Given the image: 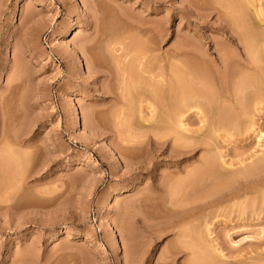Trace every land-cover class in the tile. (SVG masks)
<instances>
[{
	"label": "rangeland",
	"instance_id": "1",
	"mask_svg": "<svg viewBox=\"0 0 264 264\" xmlns=\"http://www.w3.org/2000/svg\"><path fill=\"white\" fill-rule=\"evenodd\" d=\"M254 1L264 10V0ZM214 3L0 0V264H211L214 257L222 264H264L263 192L226 198L264 179V171L247 174L264 158V89L226 101L235 115L212 125L215 132L205 114L187 111V152L175 157L148 145L150 137L171 138L169 149L176 145L163 137L166 108L156 103L154 114L140 113L156 117L159 126L150 125L127 113L138 98L134 90L127 105L121 97L116 56L124 60L131 45L149 40L154 55L197 48L221 71L213 61L219 48L240 55L243 46L228 40L224 9ZM206 139L213 148L198 144ZM206 159L203 177H188ZM181 178L185 185L176 189ZM220 180L231 183L216 192ZM198 205L206 208H196L190 227L182 228L202 229V249L213 258L192 254L173 224L178 209Z\"/></svg>",
	"mask_w": 264,
	"mask_h": 264
},
{
	"label": "bare ground",
	"instance_id": "2",
	"mask_svg": "<svg viewBox=\"0 0 264 264\" xmlns=\"http://www.w3.org/2000/svg\"><path fill=\"white\" fill-rule=\"evenodd\" d=\"M214 1L215 0H213V3H214ZM215 3L220 4V5H218L219 10L224 9V10L220 11V13H223L224 17L226 16L225 17L226 19L223 18V20L225 22L222 26V29L223 30L225 29L224 31L227 34H229V33L231 34L230 37L228 36V40H230L231 42H238L243 46V50H242V52L240 51V55H238V56H236L235 54H231L225 48H219L218 49V53H219L218 55L219 56L217 58H215L214 60L213 59L212 60L215 61V63L222 65V67L224 68L222 71L220 70L221 68L219 69L218 66H217L218 68L213 67L216 65L215 64L213 65L211 60L210 61H211L213 66L209 65V64H211L210 62H209V64L206 62L209 60V59H206V57H205L206 54L203 55V52H199V50H195L197 48L194 49L190 46L188 48L185 47L184 50L181 49V50H183L182 52L179 50L180 53H176L174 55H171V54H167V55H165V54L157 55L156 54V55H154L153 51L155 50V48L153 50V49H151V47H153V46H151V47L147 46L149 44L147 41H149V40L146 41L147 45H146V42H144L148 48L143 46L144 43L143 44L137 43L136 46L131 45L133 49L135 48L134 49L135 51H133V53H131L132 48H131V50L128 49V50H130L129 52H127V50H126L127 53L124 55L125 56L124 60L121 59L120 55L116 56V60L119 62L118 64H120L119 67L121 69V77L118 76L119 78L122 79L121 80L122 83L120 84L121 85V87H120L121 88V90H120L121 91V97L125 101H127V97H128V99H130L129 96L131 97V95H132L131 90L132 91L134 90L135 95L138 96V98L135 97V99H136V101L137 100L139 101V106H138V103H137V106L133 105L134 102H136L135 99H134L133 104L131 103L132 102V99H131V102H130L131 104L129 103V105H127L128 101L125 102L123 99H122L123 101L121 100L123 102V104L125 103V105L128 106L127 107V110H128L127 113L129 115V117L135 118V116H137V115H140V117H141L140 113L144 114L145 113L144 111H146V110H147L146 112H148V110H150L151 111L150 113L154 114L158 108L156 106V103H158L157 105H161L162 109L166 108V111L164 110L165 114L163 116V122L161 124H164L165 126L163 125V127L167 128L165 130V132L167 131V134L163 135V137L164 136H167V137L171 136L173 143L176 145L175 146L171 145L172 147L169 149V143L168 142L171 139L170 137H168V138H170L169 140L163 139L162 141H164V142H159L158 139H154L153 137H150L148 140V141H150V142H148V145L151 144L152 147L154 145V147H157L156 149H159V147H160V149H162L161 153H163V154L165 152H167L168 150H170L169 154L172 157L181 156V155L186 154V152H187L186 150L184 151V149H182L189 142L187 140L189 138L185 134L189 129V128L187 129L188 123L187 122L185 123L184 119H183V116L187 111L196 108L199 110L200 113L205 114L204 117L206 118V120H208V119L210 120V128L209 129L211 130L212 125H220V124L222 125V123H224L223 120H227L229 118H232V116L235 115L234 114L235 112L233 113L234 109L231 108L232 106L229 107V104L226 103L228 106L225 104L226 101H230V100L232 101L233 99H237V100L239 99L240 100L241 97L244 98V96L247 95L248 90H250V92H254L253 89H256V90L264 89V10H263L262 6L257 5V3L254 0H216ZM214 6H216V5H214ZM193 8H194V6H193ZM161 31L159 29L156 32L158 33V35H159L158 37L160 38L158 40H161V42H163L165 40L166 35L164 33H162ZM163 31H164V29H163ZM144 38H146V37H144ZM144 40H146V39H144ZM138 41L142 42L143 40L141 39V41L140 40H138ZM134 42L136 43L137 40L136 41L134 40ZM218 43H219V40H218ZM122 44H124V43H122ZM132 44H134V43H132ZM131 46H129V47H131ZM143 47H145V48H143ZM125 48H124V51H125ZM178 49H180V48L178 47ZM189 56H193V57L190 58ZM204 60H206V61H204ZM162 61L166 62V64H167L166 67L170 66V68H169L170 72L169 73L167 71H165L166 67H164L165 70H164V68L162 69V66L160 65V62L162 63ZM165 62H163V65L165 64ZM203 62H205L207 64L205 65ZM121 63H122V65H121ZM167 70H168V68H167ZM132 88H134V89H132ZM132 96H134V93ZM239 106H240V104H239ZM159 108H160V106H159ZM122 112H123V108H122ZM153 116L154 115H151L149 118L148 117L145 118V116H142L141 118L143 119V121L145 123L148 122L149 124L150 123L155 124L156 123V117L152 118ZM159 119H161V118H159ZM206 120H204V121H206ZM214 120H216L217 123H214ZM132 121H133V119H132ZM130 123H131V121H130ZM132 124H130V125H132ZM132 126H134V125H132ZM156 126H159V125H156ZM223 126H224V124H223ZM225 126H226V124H225ZM215 127H217V126H215ZM157 128H159V127H157ZM213 129H216V128L213 127ZM158 130H156V131H158ZM221 130H222V128H221ZM215 131H212V132H215ZM139 135H140V133H139ZM139 135H137V136H139ZM207 138H208V136H207ZM209 138H212V137H209ZM141 140H143V139H141ZM170 142H171V140H170ZM198 144H202L205 148H210L214 145V144L212 145V143L208 139L202 140V141L198 142ZM260 157H261V155H260ZM5 158H7V157H5ZM256 158H255V161H256ZM9 159H11V158H9ZM209 159H210V157H209ZM210 160L206 159V161L204 162V166L202 168H197L195 170L193 169L194 171L191 170V172H193V173H190L191 175L189 174L190 176H188V177H190V178L191 177H196V178L197 177H203V174L205 173V172L203 173V169H204V167L208 166L207 163H210L212 161V160L211 161ZM253 162H254V160H253ZM223 164L228 165V166H232V165L228 164L227 162H224ZM7 169H9V168H7ZM227 169H228V167H227ZM244 169H246V168H244ZM205 171L208 172L206 170V168H205ZM258 171H264V158L261 160L258 159V161L254 162V165H252L251 169L249 171H247L248 172L247 174L249 176H253L256 173H258ZM235 172H237V171H235ZM244 172H246V170ZM205 175H204V177H205ZM243 176H244V174H243ZM246 178H248V177H246ZM185 179H187V177H185L184 180ZM184 180L181 178L178 181H176V183L178 182V184H179L180 182L183 181V183H181V184H184ZM197 180H198V178H197ZM220 181H222V180H220ZM222 182H224V183L217 186L216 192H220L224 188H227L228 186H230V183H231V182L229 183L228 181H222ZM181 184H179L180 186L177 185L178 187H176V189H179L181 187ZM190 184H192V183H190ZM190 184H189V186H190ZM244 184H243L244 186H241L242 185V183H241V185H239V186H241V188L234 190L235 192L234 193L232 192L226 198H232L233 199V198L240 197L242 195H247V194L253 193V192H257V193L263 192L262 196L264 198V190H263L264 189V179H262L260 181H256L255 183H252V184H249V182L247 184L246 183H244ZM173 185H175V184L173 183ZM173 185L171 184L172 187H173ZM184 185L182 187H184ZM185 188L186 187H184V189ZM172 190H173V188H172ZM186 190H185V192H186ZM175 191H174V193H175ZM169 194L170 193H168V195ZM175 195H174V198H175ZM208 196H210V195H208ZM262 196H260V198H262ZM181 198L185 199L186 196L181 197ZM186 203H188V202H186ZM214 203H212V202H210L209 204L207 203L206 206H209V205L211 206L212 204L214 205ZM258 205H259V203H258ZM206 206H204V205L199 206L198 205L197 207H195V209L191 208L192 210H190V209L189 210L178 209L177 212L175 211L176 215H177V220L173 224L175 226L178 225V227L180 226L181 228L184 226H187L189 224V227H190V222H189L190 220L188 221V219L195 215L196 208H201V207L206 208ZM207 229H206L207 231H211L210 228H207ZM200 230H202V229H200ZM200 230L194 231V233H193V232H190V228H188V227L182 228L180 230L181 231L180 232V237H181L180 240L182 241L183 246H187L188 249L191 250L190 252H192V254H194V255L199 254L198 256H201L200 254H202L204 252L203 254L209 255L210 252L207 253L206 249H205L206 251L204 249H202V247L204 246V243H203V245H201V243L205 239L204 238L205 233L203 234L202 233L203 230H202V232ZM179 243L181 245V242H179ZM200 245H201V248H200ZM209 246H210V244H209ZM204 248H206V247H204ZM177 249H179V248H177ZM183 249H185V247ZM200 252H202V253H200ZM221 254H222V251H221ZM260 256H262V255H260ZM188 257H190V256H188ZM211 257L212 256H210V258ZM214 258H216V257H214ZM213 259H212V261H211V259H209L211 261V264H222L223 263V261L220 263V260L216 262V260L218 258L214 259L215 261ZM213 261H214V263H212ZM196 263H198V262H196Z\"/></svg>",
	"mask_w": 264,
	"mask_h": 264
},
{
	"label": "built area",
	"instance_id": "3",
	"mask_svg": "<svg viewBox=\"0 0 264 264\" xmlns=\"http://www.w3.org/2000/svg\"><path fill=\"white\" fill-rule=\"evenodd\" d=\"M51 36V35H50ZM52 46L49 44V46H48V48H51ZM49 53H51V56H52V52L51 51H49ZM54 57V60L55 61H58L59 60V58H58V56L56 55V54H53V56H52V58Z\"/></svg>",
	"mask_w": 264,
	"mask_h": 264
}]
</instances>
